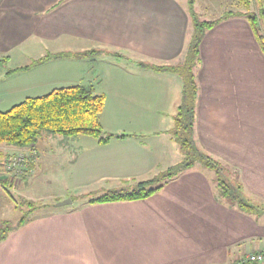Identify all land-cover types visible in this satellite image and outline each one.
Returning <instances> with one entry per match:
<instances>
[{
	"label": "crops",
	"instance_id": "obj_1",
	"mask_svg": "<svg viewBox=\"0 0 264 264\" xmlns=\"http://www.w3.org/2000/svg\"><path fill=\"white\" fill-rule=\"evenodd\" d=\"M209 4L214 7L213 1ZM188 7L185 0H0V103L18 104L59 87L93 85L82 78L80 66L87 71L90 60L103 67L94 57L61 56L20 69L47 54L99 49L101 59L116 58L105 63L128 83L151 78L152 73L174 77L171 71L143 63L183 60L193 31ZM200 47L198 146L234 168L232 178L257 209L247 212L222 199L216 176L201 166L142 199L91 203L89 193L68 191L57 200L76 196L84 202L76 206L73 200L68 208L56 205L46 217L13 230L0 243V264H236L241 255L264 249V53L249 21L237 15L208 29ZM129 58L135 60L132 65ZM29 73L30 88H14L10 81ZM100 73L99 81L104 78ZM110 134L114 136L107 143L88 135L46 134L53 137L45 147L51 149L48 159L58 161L57 166L65 165L62 160L75 166L86 153L105 148L116 152L103 157L118 163L124 158L133 176L161 168V161L152 159L153 147L145 142L148 134ZM18 149L28 147L0 145L4 186L11 183L6 163L13 154L7 151ZM139 154L143 157H136ZM39 156L23 176V187L40 181L44 157Z\"/></svg>",
	"mask_w": 264,
	"mask_h": 264
},
{
	"label": "rangeland",
	"instance_id": "obj_2",
	"mask_svg": "<svg viewBox=\"0 0 264 264\" xmlns=\"http://www.w3.org/2000/svg\"><path fill=\"white\" fill-rule=\"evenodd\" d=\"M209 1H213L214 7L210 6ZM185 2L189 5L190 14L192 13L191 10H194L197 18L202 21L216 19L221 15L224 16L229 10L247 12V8L241 4L239 0H185ZM252 10L258 12L257 6L254 3L252 5ZM200 46L199 51L201 49ZM186 51L187 50H185V52ZM102 52L101 50V53ZM197 57L196 61L198 63L196 68L200 66L203 61L201 52ZM94 58L98 59L97 61L99 65L103 66L102 68L96 67L97 65L95 66V63L90 60L87 61V64H89L87 65V71L83 70L86 66L84 67L81 65L80 67L83 68L81 69L82 72H87L86 74H82V78L85 82L93 83L96 93H105L106 95L105 108L99 117L105 132L110 134V132L113 131L130 132L136 130L148 134V136L146 135L144 138L145 142L153 147L152 159L157 160V162L161 161V168L159 170L154 168L149 171V173H146V171L142 172L144 175L139 173L133 176L129 170L131 167H129L128 161L124 158L118 159L121 160V162L118 163V161L115 162L111 158L103 157L116 152V150L110 151L105 148H102L105 152L99 150V153L95 151L90 152V154L86 153L78 165L72 166L62 160L65 165L63 167L57 166L59 163L58 161L50 162L48 159L51 149L46 151V148H49V143H52L53 137L47 138V136H45L47 133H45L43 135V137H45L39 140L38 145L35 143L33 146L28 147V149H18L14 151V153L13 150L7 151L13 155L20 153L30 154L34 151L36 152V156H38V162L40 157L39 153L43 155L44 158L41 159L42 163L40 164L38 172L40 175L38 176V180L40 181H36L30 188L23 187V177L15 179L6 186H4L3 182L0 180V225H5L6 221L9 222L11 226L15 225L23 216L26 217V222L34 221L39 217H46L51 214V209L52 211L55 210L54 207H56L59 202L67 199H72V202L59 207L64 206V208H68L84 202V200H78L76 196L75 198L68 197L61 201L57 200L59 197H62V195L67 194L68 191L74 194L89 193V196H92L91 193L93 195H99L103 193L104 190L125 187L127 185L131 186L141 181V179L147 180L155 176H160L162 172H166L168 169L179 165L183 160V149L174 136L175 116L178 113L183 98L184 78L181 74L171 71L174 74V77H172L169 73H167V75L152 73L153 75L151 78L144 76L146 79L140 78L132 83H128L126 80H122L118 77L115 67L108 68L106 65L107 63H105V61L109 60L112 64L116 61V58L110 59L106 56L101 59L99 55ZM129 60L130 65L135 61L134 58H129ZM141 61H143V59H141ZM144 61H149L150 64L147 65H151V68L154 65H167L161 64L159 63L161 61L154 59H144ZM12 63H14V60ZM179 63L181 62H175L171 65H177ZM92 67L94 70H92ZM99 69L102 71L100 75H104V78L102 80L100 79V81ZM184 71L188 72V70L185 69ZM72 73L74 74V72ZM30 75V73L26 74V77L15 80L12 79L10 82H12L11 84L14 88L21 87L23 90L30 88L29 85L33 84V79ZM76 75H79V73L74 74V76ZM195 76L199 94V75H197V69H195ZM144 80L154 82L153 84L151 82L144 84L143 82H146ZM170 80L171 83L167 84ZM34 88L30 91H35ZM13 105L15 104L0 103V110H8ZM194 130V139L198 145L196 116L194 117ZM55 137L62 138L61 135H56ZM3 145L5 146L6 144ZM37 146L39 150L36 149ZM199 148L207 156L214 159L205 149ZM88 149L92 148L89 147ZM86 155L87 157H85ZM123 155L129 160L126 154ZM62 156L64 155H60L61 158ZM136 157L142 158L143 156L139 154ZM219 162L217 168L207 167L201 163L196 164V166L210 168V173H213L216 179L219 174H224L228 169L230 172L235 173L232 166H229L223 161ZM112 166L114 169H111ZM118 171H122L124 174L130 173L131 176H126L130 177L128 179L123 177L120 178L116 174ZM153 184L156 186L157 182L151 185ZM73 200H76L74 205ZM244 255L245 254L241 255L239 258Z\"/></svg>",
	"mask_w": 264,
	"mask_h": 264
},
{
	"label": "trees",
	"instance_id": "obj_3",
	"mask_svg": "<svg viewBox=\"0 0 264 264\" xmlns=\"http://www.w3.org/2000/svg\"><path fill=\"white\" fill-rule=\"evenodd\" d=\"M247 8V12L229 10L218 19L199 20L194 10H191L193 22V32L185 56L181 63L177 65H154L152 69L157 71L178 72L184 78L183 102L179 106L175 116V139L183 149L184 158L179 165H176L160 176L151 179L141 180L131 186L113 188L105 190L99 195L89 196L91 203H103L110 201H125L147 198L163 188L169 180L179 176L186 170L201 163L207 167L217 168L220 163L207 156L196 144L194 139V117L195 100L198 96L195 69L196 58L199 55V46L208 29H211L222 19L232 16L245 17L257 38V41L264 53V0H239ZM253 3L257 6V11L252 10ZM101 53L99 49H91L84 52H61L58 54H47L40 59L34 60L30 65L20 69L29 68L45 62L54 57L73 56L76 58L95 57ZM144 66L150 67L143 63ZM188 70V72L184 71ZM16 71V70H11ZM106 104L104 94L96 93L93 85L75 84L66 87L53 89L51 92L37 97H28L24 101L13 105L6 111L0 110V145L6 144L15 147H31L37 143L45 133L58 134L72 137L77 135H88L95 137L101 143H107L113 134L106 133L100 122V114ZM32 162L30 163V165ZM29 165V167H30ZM224 170V169H223ZM29 172V168L23 170L22 176ZM228 172V173H226ZM224 174L217 177V191L219 196L230 201L235 206L253 212L257 205L246 198L241 190V185L236 182L228 169ZM4 179V178H2ZM8 180L15 179L9 175ZM157 182V185H151ZM26 217H22L15 225H0V243L8 235L26 223ZM238 264V261L237 263Z\"/></svg>",
	"mask_w": 264,
	"mask_h": 264
},
{
	"label": "built area",
	"instance_id": "obj_4",
	"mask_svg": "<svg viewBox=\"0 0 264 264\" xmlns=\"http://www.w3.org/2000/svg\"><path fill=\"white\" fill-rule=\"evenodd\" d=\"M36 159V152L30 154L20 153L11 155L6 168L11 172V177L17 179L22 176L23 170H27L31 162ZM238 264H264V249L255 252H249L239 258Z\"/></svg>",
	"mask_w": 264,
	"mask_h": 264
},
{
	"label": "water",
	"instance_id": "obj_5",
	"mask_svg": "<svg viewBox=\"0 0 264 264\" xmlns=\"http://www.w3.org/2000/svg\"><path fill=\"white\" fill-rule=\"evenodd\" d=\"M70 202H72V199H67V200L59 202L58 206L65 205V204L70 203Z\"/></svg>",
	"mask_w": 264,
	"mask_h": 264
}]
</instances>
